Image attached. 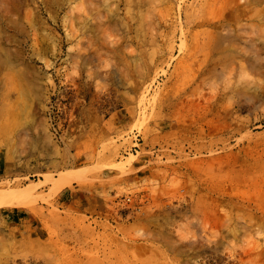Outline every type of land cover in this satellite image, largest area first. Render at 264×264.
<instances>
[{
  "label": "rangeland",
  "instance_id": "rangeland-1",
  "mask_svg": "<svg viewBox=\"0 0 264 264\" xmlns=\"http://www.w3.org/2000/svg\"><path fill=\"white\" fill-rule=\"evenodd\" d=\"M230 1L0 0V106L13 71L36 92L0 157V189L35 185L0 206V264H264V0Z\"/></svg>",
  "mask_w": 264,
  "mask_h": 264
},
{
  "label": "bare ground",
  "instance_id": "bare-ground-1",
  "mask_svg": "<svg viewBox=\"0 0 264 264\" xmlns=\"http://www.w3.org/2000/svg\"><path fill=\"white\" fill-rule=\"evenodd\" d=\"M232 1V0H231ZM231 1L228 3L230 4ZM233 2V1H232ZM235 2V0H234ZM233 4V3H232ZM237 6H240L239 3H236ZM235 4V5H236ZM91 3L82 1L80 4V11L83 12L81 16L86 21H91L90 13L93 14V9L91 7ZM234 6V5H233ZM81 16H78L80 18ZM76 19V16L71 11V13L67 16H65L64 22V29L66 33V42L68 44H71L72 47L68 50V59H72L76 61L82 53L83 50V42L82 37L85 34V32H82L81 29H78L76 27V24L74 20ZM35 37V36H34ZM38 37V35H37ZM33 39L32 48L34 51V54L36 55H42L43 51L42 48L44 45H42L39 38ZM56 41H54V47L56 46ZM60 40L59 44L60 45ZM114 44V40L112 38V35L110 33L105 32L103 36L102 46L105 49H110L111 45ZM212 44V43H211ZM211 46V45H210ZM112 49V48H111ZM56 50V49H54ZM214 52L212 48L208 49L205 52V58L207 61L211 60ZM13 78L14 81L17 84L18 87V96L16 101L14 102L13 106L3 103L0 106V123L3 122L0 125V157L4 156L5 153L8 154L6 157V160H8L9 163L14 165L11 159L12 150L16 144V139L13 136V129L15 127H23L28 128L30 126V122L32 121L33 112H34V104H35V91H32V89L28 86V84L25 82L24 77L19 71H13ZM8 97H5V99ZM8 99V98H7ZM8 102V101H7ZM39 105H42V102L39 100ZM99 124L93 128V131H99L102 132V137L105 139L106 143L104 144L103 148V154L108 155L111 153L112 148V142H111V132L109 127L104 128H98ZM97 159V154L95 149H93L92 154L89 155V161L94 162ZM67 160V159H66ZM64 160V163L67 161ZM69 160V159H68ZM21 163V161H19ZM16 166V165H15ZM68 186V182L66 180H60L56 182V187L58 189H62L64 187ZM35 185H29L28 187L24 189H0V206H26L28 205V201L31 199V195L34 193ZM262 224L264 226V222L262 220Z\"/></svg>",
  "mask_w": 264,
  "mask_h": 264
},
{
  "label": "crops",
  "instance_id": "crops-1",
  "mask_svg": "<svg viewBox=\"0 0 264 264\" xmlns=\"http://www.w3.org/2000/svg\"><path fill=\"white\" fill-rule=\"evenodd\" d=\"M73 195H76L73 191L65 189L60 192L59 199L62 202H68L69 198L73 197ZM24 215L25 212L22 210L11 209L7 212H4L2 214V218L8 224L9 227L16 228L17 226H19L20 221L24 218Z\"/></svg>",
  "mask_w": 264,
  "mask_h": 264
}]
</instances>
